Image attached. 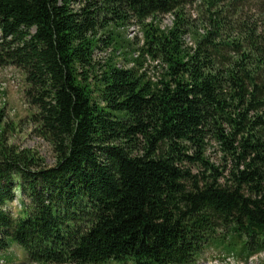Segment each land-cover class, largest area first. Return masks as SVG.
<instances>
[{"label":"trees","instance_id":"16d2710c","mask_svg":"<svg viewBox=\"0 0 264 264\" xmlns=\"http://www.w3.org/2000/svg\"><path fill=\"white\" fill-rule=\"evenodd\" d=\"M195 1L0 0V67L23 72L57 157L10 143L0 107V250L17 243L39 264L264 251V30L240 0H204L202 30ZM131 24L143 36L127 41L134 63L98 60Z\"/></svg>","mask_w":264,"mask_h":264},{"label":"rangeland","instance_id":"374dc122","mask_svg":"<svg viewBox=\"0 0 264 264\" xmlns=\"http://www.w3.org/2000/svg\"><path fill=\"white\" fill-rule=\"evenodd\" d=\"M240 4L246 15L250 17L251 22L258 24L260 29L264 30V0H240ZM188 13L197 22L199 26H202V30L208 25L209 13L206 12V5L204 0H196L193 4L188 6ZM174 16L172 14H165L161 17L162 28L169 27L173 24ZM204 22V24H203ZM122 38H120L119 45H112L108 48L97 49L95 51L96 58L102 62H105L109 58H115V61L120 67L130 66L132 59L138 56V51L134 48L136 45H128L127 41H135L137 38H142V31L139 25L131 24L130 26L121 29ZM189 44L193 43L191 36L187 37ZM147 63L156 64V61H148ZM156 73L155 69L151 68V74ZM0 107H5L8 113L10 121L15 123V128L10 132L9 141L15 143L21 147H30L38 150L46 159L48 165H54L57 157L53 144L45 138L38 135L35 130V124L32 122V114L36 111V108L27 103L25 99V76L18 68L7 66L0 67ZM209 153L213 160L220 159V152L218 148L211 147ZM17 199V198H16ZM15 199V200H16ZM22 195L16 204H11V210L17 214L21 210ZM14 200V201H15ZM229 255L223 246H211L205 249L203 254L199 257L195 264H201L204 257H212L220 261L226 260ZM236 258H238L235 255ZM241 260L240 258H238ZM243 264H264V251L257 254L248 260H241ZM39 264L36 262H30L23 248L17 243H12L7 249L0 250V264ZM106 264H134L132 261L119 263L110 261Z\"/></svg>","mask_w":264,"mask_h":264},{"label":"clouds","instance_id":"9594fccd","mask_svg":"<svg viewBox=\"0 0 264 264\" xmlns=\"http://www.w3.org/2000/svg\"><path fill=\"white\" fill-rule=\"evenodd\" d=\"M13 195L17 198L13 201V204H16L21 197L19 187L13 188ZM201 264H243V262L236 258L235 255H229L223 262L212 257H204Z\"/></svg>","mask_w":264,"mask_h":264},{"label":"built area","instance_id":"2783aa9c","mask_svg":"<svg viewBox=\"0 0 264 264\" xmlns=\"http://www.w3.org/2000/svg\"><path fill=\"white\" fill-rule=\"evenodd\" d=\"M0 89H1V85H0ZM2 97H1V95H0V99H1Z\"/></svg>","mask_w":264,"mask_h":264}]
</instances>
